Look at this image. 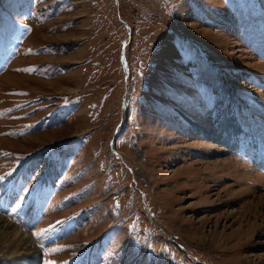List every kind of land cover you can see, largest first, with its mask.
<instances>
[{
	"label": "rangeland",
	"instance_id": "374dc122",
	"mask_svg": "<svg viewBox=\"0 0 264 264\" xmlns=\"http://www.w3.org/2000/svg\"><path fill=\"white\" fill-rule=\"evenodd\" d=\"M0 176L41 264H264V0H0Z\"/></svg>",
	"mask_w": 264,
	"mask_h": 264
},
{
	"label": "bare ground",
	"instance_id": "6f19581e",
	"mask_svg": "<svg viewBox=\"0 0 264 264\" xmlns=\"http://www.w3.org/2000/svg\"><path fill=\"white\" fill-rule=\"evenodd\" d=\"M230 162L225 159L221 163V168L229 167V164H232ZM253 202L245 207L247 210L251 209L249 212L258 208ZM0 255L2 256L0 264H41L42 259L33 238L2 215H0Z\"/></svg>",
	"mask_w": 264,
	"mask_h": 264
},
{
	"label": "snow or ice",
	"instance_id": "6c2138e0",
	"mask_svg": "<svg viewBox=\"0 0 264 264\" xmlns=\"http://www.w3.org/2000/svg\"><path fill=\"white\" fill-rule=\"evenodd\" d=\"M19 159H23V157H20ZM9 175H11V173H9ZM6 177L0 176V181H3ZM60 223V222H58ZM49 231H51L50 229H46L43 230V232L41 233H37V232H33L32 235L34 237H37L38 242L43 238L44 235H46ZM62 248H57V249H52L53 252H58V251H62Z\"/></svg>",
	"mask_w": 264,
	"mask_h": 264
}]
</instances>
